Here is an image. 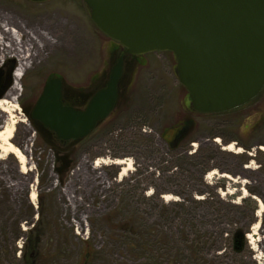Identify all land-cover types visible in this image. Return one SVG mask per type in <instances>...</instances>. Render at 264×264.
<instances>
[{
	"label": "rangeland",
	"instance_id": "1",
	"mask_svg": "<svg viewBox=\"0 0 264 264\" xmlns=\"http://www.w3.org/2000/svg\"><path fill=\"white\" fill-rule=\"evenodd\" d=\"M2 21L21 29L24 41L33 35L35 56L21 82L12 138L29 150L31 170L23 174L15 156L0 152V264H21L31 229L42 236L45 264H264L254 248L264 239V215L257 217V198L264 202V89L241 108L200 114L180 82L177 57L142 55L143 65L125 71L113 114L88 138L56 147L20 114L23 104L35 106L55 76L73 91H97L110 78L118 43L98 29L83 0H0ZM1 59L0 68L14 73L19 66L12 54ZM10 120L0 111V129ZM187 121L185 139L173 146ZM228 143L243 153L225 151ZM125 159L133 169L121 178L123 166L114 163ZM65 166L62 184L58 169ZM213 171L218 175L208 178ZM237 233L243 241L235 246ZM134 240L147 249L141 257L131 254Z\"/></svg>",
	"mask_w": 264,
	"mask_h": 264
},
{
	"label": "water",
	"instance_id": "2",
	"mask_svg": "<svg viewBox=\"0 0 264 264\" xmlns=\"http://www.w3.org/2000/svg\"><path fill=\"white\" fill-rule=\"evenodd\" d=\"M83 1L98 29L131 57L173 53L180 82L197 113L241 108L264 89V0ZM12 73L0 100L12 86ZM122 74L120 60L107 87L84 110L65 104L61 77L49 79L32 113L40 123L34 124L37 132L46 143L44 132L64 142L88 138L116 110ZM58 172L64 184L66 166Z\"/></svg>",
	"mask_w": 264,
	"mask_h": 264
},
{
	"label": "bare ground",
	"instance_id": "3",
	"mask_svg": "<svg viewBox=\"0 0 264 264\" xmlns=\"http://www.w3.org/2000/svg\"><path fill=\"white\" fill-rule=\"evenodd\" d=\"M23 31L17 28L14 25L7 24L5 21H2L0 24V62L1 58L7 57L8 54H12L15 58H17L19 62V66L13 73V83L9 90L6 92L5 97L0 100V111L7 114L11 120L10 124H5L0 129V152L4 156L13 155L17 158L19 163L21 164V172L24 174L26 171H30L28 167V157L25 152L29 150L27 148L20 149L16 147L12 143V138L14 136V132L16 129L17 121L14 119V112L18 109L17 101L20 91L22 90L21 82L26 76L28 70L32 67L31 60L34 58L33 53V35L27 33V41L23 39ZM31 141L33 140L30 139ZM216 143L220 142V139H216ZM224 150L230 153L240 154L243 153L241 148H237L235 143H231L230 145L224 146ZM105 165V163H103ZM118 166H123L122 173L120 177L127 176V172L132 171V161L129 159L118 160L114 163ZM95 167H99V163L95 165ZM214 175H218L216 171L211 172L208 175V178H211ZM222 178L229 179L231 181L237 182L229 174H220ZM224 194V193H223ZM244 197L247 196V190L243 189ZM31 201L35 202L37 199V191L35 188L32 189L30 193ZM165 201H173L175 200L172 196L165 195L163 196ZM259 203V211L257 212V217L260 219L264 215V202L262 199L257 198ZM259 229V223L255 224L253 227L254 234ZM251 236L249 235L248 238ZM253 239V238H252ZM254 248L259 254H263L264 256V239L262 245H258V241L254 242Z\"/></svg>",
	"mask_w": 264,
	"mask_h": 264
},
{
	"label": "flooded vegetation",
	"instance_id": "4",
	"mask_svg": "<svg viewBox=\"0 0 264 264\" xmlns=\"http://www.w3.org/2000/svg\"><path fill=\"white\" fill-rule=\"evenodd\" d=\"M36 1L37 2H42V1L45 2L47 0H36ZM111 51L113 54L116 53L118 56L117 60H115L113 62L114 63L113 69L118 65L119 61L122 60V68H123V74L121 77L122 79L124 78V74H125L126 70H128L130 72H132V70H133L135 72L138 66L143 65L141 56L131 57L130 55L125 53V49L120 44L114 45L112 47ZM10 74H11L10 68H8V69L0 68V91H2L3 87L8 82ZM55 77H59V76H55ZM122 79L120 80V82L118 84L119 88L122 85V83H121ZM108 82H109V80H107V82H105L101 86V88L98 89L97 91L77 92V91H73L71 89H68L66 87V85H65L66 83L64 81V86H65L64 87V102L66 105L73 106L79 110H84L87 107V105L89 104L92 97L96 93H98L99 91H101L107 87ZM34 107L35 106H30V105L24 103L23 108H22V112H20V114L24 115L25 117L28 116V118L30 119V121L32 123L40 125V123H38L37 121H35L32 118V113H33ZM184 125L177 129V133H176L175 137H173L172 140L170 141L173 146L176 145V143L178 142L180 133H184V129H185V128H183V127H185ZM44 135H45L48 143L51 145H54L56 147L61 146L62 148H65L66 146H68V143H70V142H64V141L59 140L53 132L51 134L44 132ZM235 241H236V244L242 243L243 235L237 234L235 237Z\"/></svg>",
	"mask_w": 264,
	"mask_h": 264
},
{
	"label": "trees",
	"instance_id": "5",
	"mask_svg": "<svg viewBox=\"0 0 264 264\" xmlns=\"http://www.w3.org/2000/svg\"><path fill=\"white\" fill-rule=\"evenodd\" d=\"M191 124H192V122H190V121L186 122V124L184 125L185 127H183V128H185L184 133H180L178 142L183 140V138L186 136V134L188 133V130L192 126ZM54 149H55V151H57L56 148H54ZM56 153H58V152H56ZM245 202L247 204L253 203L249 199L248 200L245 199ZM252 210H255L254 205L252 206ZM30 211L33 213L32 208L30 209ZM121 230L124 232H129L131 236L135 235V233H133L132 229L128 227V224H123L121 226ZM237 234H240V233H237ZM237 234L234 235V241H235V237ZM137 242H138L137 240H134V242H131L130 251H131V254L133 256H135V254L138 255L139 252H141L139 254L141 257V255H143L144 252L147 251V249L145 248V246H142V245H139L138 247H136ZM42 245H43V240H42V236L39 233V231L37 229L36 230L31 229L30 235L26 237V241L23 244L19 263H21V264H45ZM237 245L238 244H236V241H235V246H237ZM152 264H158V263H152Z\"/></svg>",
	"mask_w": 264,
	"mask_h": 264
}]
</instances>
